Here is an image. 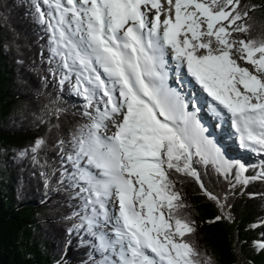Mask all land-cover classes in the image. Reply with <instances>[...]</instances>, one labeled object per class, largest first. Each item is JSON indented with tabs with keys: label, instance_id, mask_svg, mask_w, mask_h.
I'll return each mask as SVG.
<instances>
[{
	"label": "snow or ice",
	"instance_id": "obj_1",
	"mask_svg": "<svg viewBox=\"0 0 264 264\" xmlns=\"http://www.w3.org/2000/svg\"><path fill=\"white\" fill-rule=\"evenodd\" d=\"M42 3L47 12L41 0H33L39 21L51 32V52L60 57L59 83L71 84L86 102L89 122L72 135L66 158L75 170L68 178L86 185L80 191L91 215L82 219L98 241V264H202L183 239L195 229L176 214L183 204L170 173L200 181L196 156L225 175L235 167L240 182L248 178L245 166L224 157L195 110L188 111L189 102L167 84L165 48L172 49L177 72L186 66L231 114L242 145L264 153V41L232 38L233 32L248 31L238 23L248 11H241V0ZM237 54L252 70L239 65ZM64 143L59 141L62 150ZM43 144L37 139L32 152Z\"/></svg>",
	"mask_w": 264,
	"mask_h": 264
},
{
	"label": "trees",
	"instance_id": "obj_2",
	"mask_svg": "<svg viewBox=\"0 0 264 264\" xmlns=\"http://www.w3.org/2000/svg\"><path fill=\"white\" fill-rule=\"evenodd\" d=\"M241 6L248 15L238 23L248 31L233 32L232 38L264 41V0H241ZM41 8L47 12L42 0ZM52 47L33 0H0V264H98L102 259L82 219L90 215L84 210L86 194L68 178L75 170L66 153L72 151V135L89 122L86 102L68 82L60 85V57L53 56ZM37 139L44 144L32 152ZM261 156L243 173L248 183L237 180L235 167L225 175L196 156L193 168L200 181L170 173L183 204L176 214L195 229L183 239L202 264H264Z\"/></svg>",
	"mask_w": 264,
	"mask_h": 264
},
{
	"label": "bare ground",
	"instance_id": "obj_3",
	"mask_svg": "<svg viewBox=\"0 0 264 264\" xmlns=\"http://www.w3.org/2000/svg\"><path fill=\"white\" fill-rule=\"evenodd\" d=\"M163 16V15H162ZM164 16L162 17V19ZM169 49L172 51V49L169 47ZM173 53V52H172ZM175 61V60H174ZM245 67V66H244ZM176 77H182V75H176ZM183 80V77H182ZM183 84V83H182ZM183 88L187 91L188 86H183ZM188 95V91H187ZM194 95V94H193ZM189 98V97H188ZM198 99L196 95L193 96V99ZM210 109H208L209 111ZM213 120L210 122H207L208 129L212 132L210 134V140H212L216 145H218L223 153L224 157L226 159L229 158L230 154H235L237 158H241L242 160H246L248 157V151L245 150L247 154H244L241 151H238L235 148V141L232 136V129L228 128L225 123V118L220 116H214L212 115Z\"/></svg>",
	"mask_w": 264,
	"mask_h": 264
},
{
	"label": "rangeland",
	"instance_id": "obj_4",
	"mask_svg": "<svg viewBox=\"0 0 264 264\" xmlns=\"http://www.w3.org/2000/svg\"><path fill=\"white\" fill-rule=\"evenodd\" d=\"M167 4L166 3H164V8L165 9H167ZM154 11H153V13H151L150 15H152V16H154ZM163 17V16H162ZM235 58L237 59V61H238V63H239V65L241 66V67H247V68H249L250 70H252V68H253V66L250 64V63H247L245 60H241V59H239V55L237 54L236 56H235ZM73 82H74V77H73ZM112 131H115V129L113 128L112 129ZM259 155H261V153H252V154H250V156L246 159V160H250V159H256L257 157H259ZM260 159V158H259ZM263 159V158H262ZM240 160V163L241 164H243L244 163V161H242V159L240 158L239 159ZM83 163V162H82ZM80 184H81V186L82 187H85L86 185H84V183L81 181L80 182ZM84 210H87V213L89 212L90 213V215H91V208L89 207L88 209H85V205H84ZM111 210V209H110ZM86 226H87V222H86ZM97 229V228H96ZM99 229V228H98ZM97 229V230H98ZM88 230V226H87V228H86V231ZM100 230V229H99ZM98 230V231H99ZM105 231H108L109 232V234H111V228L110 227H107V228H105L104 229Z\"/></svg>",
	"mask_w": 264,
	"mask_h": 264
}]
</instances>
